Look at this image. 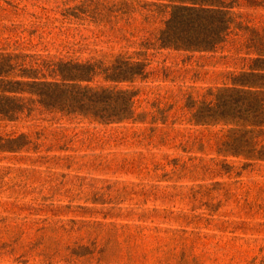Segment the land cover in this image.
<instances>
[{
    "label": "rangeland",
    "instance_id": "rangeland-1",
    "mask_svg": "<svg viewBox=\"0 0 264 264\" xmlns=\"http://www.w3.org/2000/svg\"><path fill=\"white\" fill-rule=\"evenodd\" d=\"M180 1L0 0V69L15 66L0 107H22L0 112V264H264V159L229 151L241 125L194 119L264 67V0H226L232 27L208 50L160 44ZM117 58L147 63L91 82L133 90L123 121L47 108L24 83Z\"/></svg>",
    "mask_w": 264,
    "mask_h": 264
},
{
    "label": "trees",
    "instance_id": "trees-1",
    "mask_svg": "<svg viewBox=\"0 0 264 264\" xmlns=\"http://www.w3.org/2000/svg\"><path fill=\"white\" fill-rule=\"evenodd\" d=\"M171 6V16L158 38L162 46L208 50L226 40L233 22L231 2L181 0ZM259 53L263 57H258L257 61L264 60V51ZM13 58L12 55L4 57L0 73L15 67L11 61ZM146 67L145 61L123 58H117L112 64L102 59L57 61L51 72L54 76L60 75V79L24 83L37 86L38 100L47 108L79 113L103 122L123 121L133 117V90L92 85L91 82L100 75L112 81H133L136 76L145 74ZM85 81L88 83L84 84ZM235 83L242 87L221 88L218 102H203L194 119L199 123L225 121L241 125L238 130L244 134L229 151L264 159V144L259 139L264 132V67L241 72L235 77ZM20 111L21 105L0 107V112L12 119L18 117Z\"/></svg>",
    "mask_w": 264,
    "mask_h": 264
}]
</instances>
